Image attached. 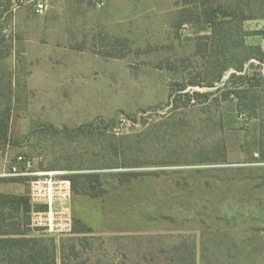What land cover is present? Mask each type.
I'll return each instance as SVG.
<instances>
[{
  "label": "rangeland",
  "instance_id": "obj_1",
  "mask_svg": "<svg viewBox=\"0 0 264 264\" xmlns=\"http://www.w3.org/2000/svg\"><path fill=\"white\" fill-rule=\"evenodd\" d=\"M36 1L0 0V173L18 154L34 172L0 189L70 178L57 264H264V17L225 61L204 0Z\"/></svg>",
  "mask_w": 264,
  "mask_h": 264
},
{
  "label": "trees",
  "instance_id": "obj_2",
  "mask_svg": "<svg viewBox=\"0 0 264 264\" xmlns=\"http://www.w3.org/2000/svg\"><path fill=\"white\" fill-rule=\"evenodd\" d=\"M246 6L250 11L254 10L251 4H246ZM257 17L264 16H255L252 12L246 13L244 7L232 10L224 5L214 4L213 0H204L205 27H210L212 30L211 34H207L204 38L217 40L221 47L220 53L227 61L225 55L228 47L232 49L246 47L244 37L249 33L244 29V22ZM238 35L242 36L241 40H236ZM251 48L256 52L253 57L264 60V52L260 45L251 46ZM249 58L247 57L245 60ZM243 62L244 60L239 61L238 64H225L223 72L231 67L241 70ZM213 85L214 82L209 83V86ZM9 112L10 105L0 111V140L7 138L6 128ZM131 173L120 172V175L125 176ZM7 181L17 182L10 179L1 180V182ZM73 186L74 189H77L75 181ZM7 209H13L20 213L22 219L13 223L6 222L9 218V213L6 212ZM31 210L30 196L0 192V264H57L56 239L51 236L29 233L31 231L28 228L31 223ZM62 264H67L65 258L62 260Z\"/></svg>",
  "mask_w": 264,
  "mask_h": 264
},
{
  "label": "built area",
  "instance_id": "obj_3",
  "mask_svg": "<svg viewBox=\"0 0 264 264\" xmlns=\"http://www.w3.org/2000/svg\"><path fill=\"white\" fill-rule=\"evenodd\" d=\"M101 4V2H98ZM43 0L34 2L35 11L42 13L46 9ZM30 161L18 154L8 169L0 177L30 176ZM39 176L32 179L29 196L32 203L31 226L39 235L60 236L74 231L75 216L72 207L73 187L70 178L57 171L36 172Z\"/></svg>",
  "mask_w": 264,
  "mask_h": 264
},
{
  "label": "crops",
  "instance_id": "obj_4",
  "mask_svg": "<svg viewBox=\"0 0 264 264\" xmlns=\"http://www.w3.org/2000/svg\"><path fill=\"white\" fill-rule=\"evenodd\" d=\"M2 183L15 184V183H17V182H15V181L0 182V184H2ZM2 191H3V190H2ZM4 191H6V190H4ZM0 192H1V189H0Z\"/></svg>",
  "mask_w": 264,
  "mask_h": 264
}]
</instances>
